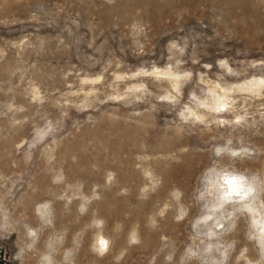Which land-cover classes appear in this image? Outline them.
<instances>
[{
	"label": "rangeland",
	"instance_id": "1",
	"mask_svg": "<svg viewBox=\"0 0 264 264\" xmlns=\"http://www.w3.org/2000/svg\"><path fill=\"white\" fill-rule=\"evenodd\" d=\"M170 40L185 48L177 67H169ZM223 59L240 74L219 68ZM258 62L264 0H0V220L9 218L0 264H37L48 242L58 264L67 248L75 264H117V256L118 264H149L162 235L182 246L213 145L242 143L254 156L235 165L264 167ZM153 66V75L137 74ZM172 81L181 83V103L211 97L216 122L185 124L175 104L117 96ZM237 117L239 124L222 123ZM173 189L184 193L179 203ZM178 210L188 217L176 221ZM25 224L37 230L32 250ZM133 229L141 242L129 246ZM97 237L108 242L104 255L91 250ZM230 238L245 243L242 229Z\"/></svg>",
	"mask_w": 264,
	"mask_h": 264
},
{
	"label": "clouds",
	"instance_id": "2",
	"mask_svg": "<svg viewBox=\"0 0 264 264\" xmlns=\"http://www.w3.org/2000/svg\"><path fill=\"white\" fill-rule=\"evenodd\" d=\"M167 47L169 52L175 50V57H169L170 61H174L169 67L179 66L182 63L179 56L183 55L185 48L180 42L173 40L168 42ZM258 63L264 64V62ZM216 64L230 73L240 74L227 59L217 60ZM207 67L211 68V65ZM154 71L155 66H153V72L145 71L137 74L153 75ZM190 77L191 73L185 72L183 81L186 82ZM256 78L264 79V71ZM116 91L120 100L130 104L144 100L152 104L153 108L156 107L153 101L175 104L179 108L176 115L185 124L190 121L200 124L214 123L215 119L210 120L209 117L212 112L220 111L219 108L211 107V97L208 96H204L200 103H181V83L177 81L167 84L162 82L156 91L148 88L147 84L140 87H125L123 93H120L118 89ZM192 97L196 99L195 92L192 93ZM114 98L116 97H109V99ZM232 103L234 104L235 101ZM201 109L209 111L201 113ZM222 123L239 124L240 118L222 121ZM211 153L213 159L197 177L198 183L192 192V200L197 212L188 221L190 231L185 243L178 247L174 241L162 235L160 245L149 260V264H157L158 259L162 260V264H264V167L255 169L246 166L237 167L234 163L236 159L252 158L254 151L242 143L233 145L231 139H227L222 144L213 145ZM170 195L179 203L184 193L179 189H173ZM84 211L85 209L81 207L80 212ZM36 212L38 216L41 215L40 205L36 206ZM157 215L163 218L165 213L158 212ZM187 217V211L181 215L178 210L174 219L183 221ZM42 220L51 226V219L42 217ZM8 226L9 218L5 215L0 220V228ZM94 226L100 228L102 222L94 221ZM146 226L155 230L158 227L156 219L149 216ZM24 227L31 240L27 245L28 250H32L38 239L37 230L27 224ZM240 229L243 231L245 240L243 244L235 238H230ZM140 242L139 233L133 229L128 236L129 246ZM62 243L63 237H58L56 244L62 245ZM91 250L104 255L108 250V242L97 237ZM56 255L57 247L52 242H48L45 250L39 255L37 264H58ZM75 255L73 248L64 249L60 264H75ZM115 259L118 264L121 257L117 256Z\"/></svg>",
	"mask_w": 264,
	"mask_h": 264
}]
</instances>
